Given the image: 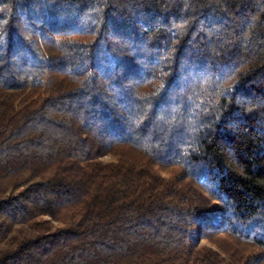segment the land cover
<instances>
[{
  "label": "trees",
  "instance_id": "obj_1",
  "mask_svg": "<svg viewBox=\"0 0 264 264\" xmlns=\"http://www.w3.org/2000/svg\"><path fill=\"white\" fill-rule=\"evenodd\" d=\"M0 264H264V0H0Z\"/></svg>",
  "mask_w": 264,
  "mask_h": 264
}]
</instances>
